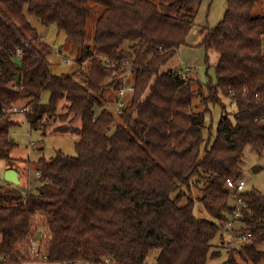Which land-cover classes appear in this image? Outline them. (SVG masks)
<instances>
[{"label":"trees","instance_id":"16d2710c","mask_svg":"<svg viewBox=\"0 0 264 264\" xmlns=\"http://www.w3.org/2000/svg\"><path fill=\"white\" fill-rule=\"evenodd\" d=\"M259 1L227 0L223 20L204 29L208 68L209 52L220 55L216 82L204 83L196 69L188 80L178 70L162 71L187 44L203 0H0V160L17 161L13 130L20 121L6 112L11 103L32 108L25 117L44 136L78 138L76 156L58 151L34 163L35 190L0 184L3 264L32 259V238L52 264H148L155 251L153 264L221 258L215 240L233 212L228 180L241 178L248 147L264 152ZM28 15L63 31L81 54L78 64L89 61L88 71L54 74V50ZM125 62L135 92L117 113L103 100L109 89L118 99L126 86ZM213 105L223 111L207 141ZM242 197L241 222L253 238L239 255L264 264V195L254 190ZM197 203L209 218L196 215ZM223 264L238 263L232 256Z\"/></svg>","mask_w":264,"mask_h":264},{"label":"rangeland","instance_id":"374dc122","mask_svg":"<svg viewBox=\"0 0 264 264\" xmlns=\"http://www.w3.org/2000/svg\"><path fill=\"white\" fill-rule=\"evenodd\" d=\"M227 9V0H203V3L199 7L196 26L197 28H215L224 18ZM99 12L93 13L90 17L89 27H88V38H93L95 33V22L99 16ZM254 16H264V0H260L258 5L254 10ZM28 20L37 28L38 32L42 36V41L48 43L54 50L51 55L50 60L52 62L51 70L54 74L58 76L64 75H75L76 72L83 70L88 71L89 61H85L83 64H78L77 59L81 56L79 50L74 48L71 41L67 39L66 34L60 31L56 26H46L43 25L36 17L28 15ZM204 47L194 48L192 54L186 55L188 61H185L184 57L178 63L179 68L177 69L184 79H190L192 76L189 70L193 66L196 69V76L204 83H208L212 80L216 82V71L215 66H213V56L210 59V68L206 64V56ZM172 61V60H171ZM170 61V62H171ZM175 59L171 62H174ZM169 62V63H170ZM165 65L162 69L168 70L171 68L170 64ZM126 73L123 75L125 80V85L130 86L134 82V75L131 74L130 65L126 68ZM190 75V76H189ZM49 93H44L43 101L48 102ZM117 92L113 89H109L103 102L104 105L110 109L116 110V104L114 100L116 99ZM132 94H128L126 98V103L129 104L131 101L130 97ZM117 100V99H116ZM228 104V111L233 114L235 108ZM29 107L28 105L21 103H11L7 106V109L13 108H24ZM203 109V106L200 109ZM32 111V108H30ZM199 109V110H200ZM30 111V112H31ZM222 107L220 105L211 106V113L207 115L205 138L207 141L214 140L217 132V127L222 115ZM116 112V111H115ZM26 113H16L10 112L8 115H12L17 121H20V125L13 130V139L16 141V147L12 153V156L17 160L16 163L11 166L6 164L5 161L0 160V184L7 183L5 179L6 170L9 168L16 169L20 174V179L22 180L21 185L23 189L30 191L35 190L39 185L40 175L36 172V163L40 158L53 157L56 152L63 151L66 155L76 156V142L78 138L73 135L68 134H48L44 136L43 129L35 130L32 129L28 123ZM49 131L51 130L48 128ZM204 151V147H203ZM242 176L241 178L246 181L247 186L245 191L251 192L254 190L260 191L264 195V152L259 153L254 148L248 147L245 151L242 163ZM14 185L11 183H7ZM233 200V196L232 199ZM232 203V201H231ZM196 215L201 218H209V215L204 211L201 204L197 203L195 209ZM1 240V239H0ZM215 246L222 251L221 258L210 259L208 264H223L234 256V259L238 264H251L243 261V257L239 255L241 252V246L235 243L232 233L227 230V228H222L220 236L215 240ZM241 247V248H240ZM259 249L264 250V244L259 245ZM157 256V251L153 252L150 256L148 264H153ZM76 264H89L84 262H78ZM108 264V263H105ZM110 264V263H109Z\"/></svg>","mask_w":264,"mask_h":264},{"label":"built area","instance_id":"2783aa9c","mask_svg":"<svg viewBox=\"0 0 264 264\" xmlns=\"http://www.w3.org/2000/svg\"><path fill=\"white\" fill-rule=\"evenodd\" d=\"M107 63L112 64L111 61L107 60ZM124 65L128 66L127 62ZM114 75L117 76V71L114 72ZM135 86L131 84L130 86L123 87L119 92V97L116 106V112L120 113L123 107L126 105V98L128 94H134ZM30 111V107L24 108H13L6 110L7 113L16 112V113H27ZM247 183L242 178L237 180H228L227 188L232 191L233 200L231 205L233 206V212L229 215V218L224 222V228H227L229 232L232 233L233 239L238 245H245L249 243L253 238V233L243 229V224L241 222L242 210L247 207L245 204L242 195L245 193ZM30 250L32 253V259L25 261L23 264H52L49 260V257L43 253L39 248V243L37 239L32 238ZM6 261V258L0 260V264ZM109 264L110 261L107 260Z\"/></svg>","mask_w":264,"mask_h":264},{"label":"crops","instance_id":"0c3cea01","mask_svg":"<svg viewBox=\"0 0 264 264\" xmlns=\"http://www.w3.org/2000/svg\"><path fill=\"white\" fill-rule=\"evenodd\" d=\"M204 37H205V34H204V28H197V26L195 25L194 28L192 29V31L190 32L189 36H188V39H187V44L182 46L180 49H179V52L178 54L172 59V61L175 59L174 62L176 63H172L171 62L169 63L171 65V68L168 69V70H163L162 71H169V70H177L179 68V62L181 61V59L184 57L185 61H188L187 58H186V55H190L192 54V50L194 48H202V42L204 40ZM205 48V47H204ZM205 51V56H206V49H204ZM190 52V54H189ZM209 55H212L213 56V66H216L220 60V55L217 53V52H209ZM212 56L210 57V59H212ZM192 69H195L193 68V66L191 67ZM180 69V68H179ZM190 76V75H189ZM188 80V79H186ZM7 171V170H6Z\"/></svg>","mask_w":264,"mask_h":264},{"label":"water","instance_id":"95a60500","mask_svg":"<svg viewBox=\"0 0 264 264\" xmlns=\"http://www.w3.org/2000/svg\"><path fill=\"white\" fill-rule=\"evenodd\" d=\"M19 75L17 76V80H19ZM118 101V100H117ZM5 179L7 181V183H11L14 185H21L22 184V180L20 179V174L16 169L13 168H9L7 169L6 173H5ZM40 237V235H39Z\"/></svg>","mask_w":264,"mask_h":264}]
</instances>
